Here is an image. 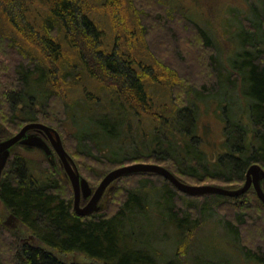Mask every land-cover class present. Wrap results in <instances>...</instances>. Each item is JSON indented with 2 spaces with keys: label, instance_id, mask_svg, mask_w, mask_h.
Wrapping results in <instances>:
<instances>
[{
  "label": "trees",
  "instance_id": "obj_1",
  "mask_svg": "<svg viewBox=\"0 0 264 264\" xmlns=\"http://www.w3.org/2000/svg\"><path fill=\"white\" fill-rule=\"evenodd\" d=\"M51 1L52 6L37 14L29 8L21 11L28 21L19 12L27 21L22 28H17L14 16L3 6L9 1L0 3V24L4 23L0 54L7 58L0 67L10 70L12 66L14 71L12 76L0 74V122L13 128L32 122L57 128L63 144L82 162V171H101L96 173L101 181L121 166L151 163L169 168L190 185L237 189L250 166L264 168V10L259 12L253 0L247 1L258 22L240 20L244 32L234 33L240 40L238 51L234 53V47L222 62L214 41L199 26L189 28L207 61L199 85L182 74L188 68V53L178 52V62L164 65L142 49H131L135 39L144 49L143 36L151 31L147 22L157 24L159 32L173 34L168 25H162L165 19L158 13L151 15L147 5L140 10L135 0H129L126 11L135 29L123 28L119 36L107 13L113 0ZM66 49L75 60L62 68L78 69L79 74L77 80L66 78V86L59 87L54 77L61 69L58 64L68 61L64 60ZM156 73L162 75L160 82ZM161 85L166 88L162 104L157 96ZM239 85L245 88L248 114L235 119L223 109L224 150L205 154L199 150L203 141L198 135L200 106L208 101L210 107L211 98L221 95L222 89L227 101L214 99L215 104L233 103L230 94L238 93ZM248 116L250 124L245 122ZM68 123L79 132H68ZM117 184L109 209L81 217L74 211V193L63 179L39 170L25 156L14 155L0 181V202L32 234L22 240L23 246L14 238L8 245L7 237H15V232L2 225L0 216V264H80L61 259V254L69 253L81 254L88 264H205L198 257L187 258L192 250L188 244L203 225L204 208L187 202L189 195L158 175L128 176ZM254 196L199 198L220 199L216 208L227 217L237 248L248 261L264 264V247L246 246L243 239L264 243V205ZM175 241L178 253H184L179 261L164 252Z\"/></svg>",
  "mask_w": 264,
  "mask_h": 264
},
{
  "label": "rangeland",
  "instance_id": "obj_2",
  "mask_svg": "<svg viewBox=\"0 0 264 264\" xmlns=\"http://www.w3.org/2000/svg\"><path fill=\"white\" fill-rule=\"evenodd\" d=\"M5 1L7 0H1L0 3L2 4L3 2L4 4ZM8 1L9 2L2 5L6 9H8V11L11 12L9 13L12 16H14V19L17 22L15 23L17 24V28L19 27L22 28L24 24L28 21V16L23 14V12L21 11H25L27 8H29L31 14H37L39 10L42 9L44 10L47 6H52V4L54 3L51 0H8ZM253 1L257 4V7L259 8V12H263L264 0H253ZM128 2L129 0H113L109 9L107 10V13L112 16L113 22L117 27L116 34H118L119 36L123 28L129 29L131 32L133 31V29H135L130 25L129 15L128 12L126 11ZM135 2H136L135 5L140 10H143V6L146 7L147 5L149 8L148 11L151 15L158 13L159 17L162 16L163 19H165L162 25L165 26L168 25V29L173 34L172 35L171 33L165 34L162 33V31L159 32L157 24L147 22L145 24L148 25L147 27H149L151 31L150 33H148V35L143 37L146 42L145 45L148 47V51L145 50V45L143 49L142 43H139L137 39H135V44L131 43L132 44L131 49L132 46H133V50H134V46L139 50L142 49L145 54L147 53L148 55H151L152 58L156 60V62L159 63L161 61L160 63L164 65L173 62H178L179 59L178 57H176L178 52L179 55L180 54L183 55L184 53L187 55L188 53L187 55L188 62L186 63V66L188 68L186 69V71L184 72L181 71V72L185 77V79L191 77L192 80H194L193 81L194 85H199L198 82L204 75L202 69L205 68V65H207L206 64L207 61L205 57L201 55L202 46L200 45L199 41H197V38L192 33V31L189 30V28L191 29L193 27L199 26L202 29V31L206 33V36H208L212 41H214V43L216 44L219 50V58L222 62L226 60L229 55L232 54L233 51L232 49L234 47H235L234 53L238 51L236 45L237 44L240 45L239 43L240 40L239 38L236 39V34L234 33H236L237 31L238 32L242 31V33L244 32V27L240 23V20L247 18L249 21H252L253 23L258 22L257 20H254L252 9L249 6L247 0H135ZM19 12H21V17L27 20L26 22L24 19L20 18V16L18 15ZM0 25H4V23ZM3 32L9 34V31L8 33L5 31ZM41 35L42 34H39L38 36ZM18 39L24 41L25 37L18 36ZM25 47L28 49L29 46L25 45ZM34 51L35 49L32 48L31 52ZM70 56H73L72 53L70 52V50L66 49L64 53V58L66 59L64 60H68V61L58 64L57 67L58 68L61 67V69H59L58 71L56 70L57 76L54 77V85L59 87H65L66 78L69 81H72L71 78L74 77H75L74 79L76 80L78 79L77 77L79 74L78 69H74V70L67 69L69 70L67 71L64 70V68H62L63 65H67V62H69L70 59L75 60V58H70ZM8 59L12 61L10 57ZM2 60L7 61V58L0 54V62H2ZM75 66L77 67L76 64ZM0 69H1L0 70L1 75L9 74V76H12V74L14 73V71L12 70L13 69L12 66H10V70L9 67L6 66H4L3 68L4 70L2 69V67H0ZM156 75L159 78L158 81L160 82L162 75L157 73ZM162 86L163 85L160 86V89L157 93L158 97L161 96L159 101L160 104H162L166 92L165 91L166 88H163ZM238 88H239L238 93L230 94V96H232L233 99L232 100L229 99V100L232 101L234 105L233 103H231L232 105L229 103H223L220 105L215 104L217 101H214V99L222 100V102L227 101V99L222 98L223 97L222 94L225 92L224 89L221 90L222 91L221 95L214 96L212 97L213 99L211 98L213 102H211L212 104L210 105V107L207 105L208 101H205L204 103L201 104L199 117H198V121H200L199 123L201 124V128L198 131V135L202 136L203 141L202 143H200L199 150L205 151V154L208 153H210L211 155L212 153L221 154V151L223 152L224 150L222 148V145L224 141L223 129L225 128V124H226L224 120L226 119V117L220 116L223 109H228V112H232L231 117L235 119L236 118L238 119L240 115H243V112H245L246 115L248 114V110L246 107V102L248 101L246 96L244 95L245 88L243 89V87H241L240 85L238 86ZM88 89L91 90L92 94L96 93V90L91 86H89ZM81 91L82 89H80V94ZM176 96L180 98L182 97V95L179 92L176 93ZM74 99L77 102L80 103L83 102L80 97H74ZM23 107H25V105ZM235 119H233L234 122ZM245 119H246L245 122L248 123L249 116ZM22 127L13 128L10 127L9 124L7 125L5 123L0 122V141H4L6 139L11 138L15 134H17L22 129ZM66 128L67 131L70 133L79 132L78 128H76L74 124L73 127L69 124L68 126H66ZM49 144L47 143L49 148H51L50 147L51 145ZM64 146L67 149L69 155L74 160L75 164L77 165L79 173L86 180H88V182L90 183L93 189H96L101 181V179H98V177L96 176V173L99 174L101 171L99 170L95 171L93 169H92L93 172L91 169H88L86 172L82 171L81 168L83 166L80 165L82 164V162L81 161L79 162L74 157L71 150L65 144ZM82 149L84 150V148ZM53 154L54 155H48L45 149L43 150L34 147L29 148L25 146H17L12 151V156L14 155L25 156L27 159L32 161V164L38 167L39 170H44V172H47L49 175L55 174L57 178L59 177L60 179H63L65 185L70 186L73 192L71 183L69 179L66 177L64 169L61 167L57 155L55 153ZM53 160H55L56 163L53 162ZM119 186L120 184L118 185L117 182H115L108 188L103 199L100 202V206H101L100 212H104L105 210L111 207L114 192L116 190V187L118 188ZM238 186L239 187L243 186V184H239ZM247 194H249V196L252 197L253 199L256 198L254 196L255 192L253 190H251ZM219 200L220 199L213 200V199H203V198L191 197V196L188 197L187 202L192 203L197 208H204L205 210L203 211L204 214L201 217V222L203 225L198 230L200 232L198 236L195 238V240H193L188 244V247L192 248V250L194 251L189 249L187 258L189 259V261L190 260L192 261L193 258L198 257L205 264H208V262H211L212 264H255L251 261H248L246 256H244L243 253L241 252V249L237 248L238 241L235 240L232 233L229 232L230 228L227 225V221H226L227 217L220 214L217 210L218 208H216L218 207L217 204L219 203ZM87 202L88 201H83L82 203L83 205H86ZM73 206H74V199H73ZM9 215L10 214L6 212L2 204H0V216L2 219V225H4L5 227L7 226L4 223ZM262 218H264V216ZM262 223L264 224V221ZM9 229L15 232V237H13V234H10L9 237H7L11 239V240L10 239L7 240V244L10 246H12L11 243L14 241L16 244H18V246H23L24 244L22 243V240L28 239L29 236L32 234L25 226L22 225V223L19 224L18 228H16V230L19 229V231H15L13 230V228H9ZM243 239H244V244H246V246L249 247L255 246L256 248L261 246L264 247V243H262L261 241H257L255 243L254 240L251 238L244 237ZM29 241L30 240H27V242ZM167 245L169 248H165L164 252L168 253V256L170 258L177 257L178 261L180 258H183L184 253L182 252L178 253L180 247L177 241L173 242L171 245L169 244ZM176 252H177V256H173L175 255ZM2 255L3 258L6 257V253L4 251ZM60 257L62 260H65L67 262H76L80 264L89 263V261L84 256L77 253L61 254Z\"/></svg>",
  "mask_w": 264,
  "mask_h": 264
},
{
  "label": "water",
  "instance_id": "obj_3",
  "mask_svg": "<svg viewBox=\"0 0 264 264\" xmlns=\"http://www.w3.org/2000/svg\"><path fill=\"white\" fill-rule=\"evenodd\" d=\"M37 134H41L48 139L51 148H49L46 142ZM17 145L45 149L48 155H52V151L57 155L74 192V211L81 217L100 212V202L113 183L124 177L140 174L161 176L168 180L178 191L192 197L219 195L228 198H236L254 189L258 198L264 204V190L262 186V182H264V168L259 164L250 166L246 173L243 186L238 189H229L216 185H190L183 182L169 168L151 163H134L116 168L103 178L96 189H93L88 180L79 173L77 165L64 147L59 132L48 125L38 122L29 123L16 135L4 141H0V180L8 165L12 149ZM82 200L88 201L87 204L82 205ZM19 224L20 221L12 214H10L5 221V225L13 229L18 228ZM33 238L34 237H31L30 239L32 240Z\"/></svg>",
  "mask_w": 264,
  "mask_h": 264
},
{
  "label": "flooded vegetation",
  "instance_id": "obj_4",
  "mask_svg": "<svg viewBox=\"0 0 264 264\" xmlns=\"http://www.w3.org/2000/svg\"><path fill=\"white\" fill-rule=\"evenodd\" d=\"M33 133H35V132H33ZM39 137H41L45 142H46V144L48 143L49 144V140L48 139H46L44 136H42L41 134H37ZM46 139V140H45ZM50 145V144H49ZM14 149V148H13ZM13 149H12V151H13ZM44 150V149H43ZM13 158V156H12V153H11V156H10V159H9V161L11 160ZM9 161H8V163H9ZM262 186H263V190H264V182H262ZM251 190H253L254 191V189H251ZM250 190V191H251ZM249 191V192H250ZM255 192V191H254ZM248 193V192H247ZM246 193V194H247ZM256 193V192H255ZM257 195V194H256ZM258 197V196H257ZM83 201H86V200H82V202ZM82 205H83V203H82ZM264 205V204H263Z\"/></svg>",
  "mask_w": 264,
  "mask_h": 264
},
{
  "label": "bare ground",
  "instance_id": "obj_5",
  "mask_svg": "<svg viewBox=\"0 0 264 264\" xmlns=\"http://www.w3.org/2000/svg\"><path fill=\"white\" fill-rule=\"evenodd\" d=\"M33 123V122H32ZM204 186V185H203ZM238 189V188H237Z\"/></svg>",
  "mask_w": 264,
  "mask_h": 264
}]
</instances>
